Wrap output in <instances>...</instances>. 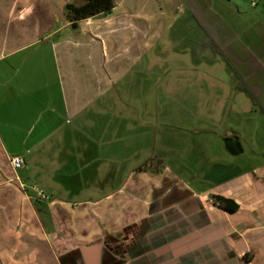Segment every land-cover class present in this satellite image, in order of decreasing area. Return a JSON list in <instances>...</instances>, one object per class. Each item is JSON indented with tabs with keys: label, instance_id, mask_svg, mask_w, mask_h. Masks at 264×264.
<instances>
[{
	"label": "crops",
	"instance_id": "0c3cea01",
	"mask_svg": "<svg viewBox=\"0 0 264 264\" xmlns=\"http://www.w3.org/2000/svg\"><path fill=\"white\" fill-rule=\"evenodd\" d=\"M68 1L0 0V264H264L263 149L210 192L140 170L115 88L152 39L200 29L264 106V0H114L75 26Z\"/></svg>",
	"mask_w": 264,
	"mask_h": 264
},
{
	"label": "rangeland",
	"instance_id": "374dc122",
	"mask_svg": "<svg viewBox=\"0 0 264 264\" xmlns=\"http://www.w3.org/2000/svg\"><path fill=\"white\" fill-rule=\"evenodd\" d=\"M190 34L189 41L176 37L169 42L164 35L152 39L144 63L115 86L116 103L125 116L145 125L144 138L135 141L148 146L132 164L142 166L145 157L160 159L184 181L194 180L195 190L210 192L231 169L226 164L243 169L258 158L256 151L263 149L264 155V116L234 88L240 78L234 62L230 67L214 53L200 29ZM142 67L145 73L137 70Z\"/></svg>",
	"mask_w": 264,
	"mask_h": 264
},
{
	"label": "trees",
	"instance_id": "16d2710c",
	"mask_svg": "<svg viewBox=\"0 0 264 264\" xmlns=\"http://www.w3.org/2000/svg\"><path fill=\"white\" fill-rule=\"evenodd\" d=\"M114 5V0H70L65 4L64 10L67 20L71 22L72 26H75L76 23L82 19L92 17L99 13L109 12L114 7ZM206 43L214 53L220 54L226 61V63L231 67V63L229 62V60L222 55L221 51L210 39H208ZM235 73L238 74L236 71ZM235 89L246 93V95L251 100L252 105L256 107L259 112L264 116V106L261 104L254 92L242 80L241 77L239 78V82L235 85ZM139 169L146 171L148 170L152 172H160L164 169V167L160 159L151 158L146 160L142 166H139ZM216 199L220 202V205L222 207L224 206L229 210H232L234 208L233 202L229 199H224L222 197H216Z\"/></svg>",
	"mask_w": 264,
	"mask_h": 264
},
{
	"label": "built area",
	"instance_id": "2783aa9c",
	"mask_svg": "<svg viewBox=\"0 0 264 264\" xmlns=\"http://www.w3.org/2000/svg\"><path fill=\"white\" fill-rule=\"evenodd\" d=\"M253 4H254V2H252V5ZM23 163H24V160L20 155H13V156H10V158H9V164L13 169H18V168L22 167ZM30 190L33 191L40 198H43V199L47 198L44 191L39 189L35 185L31 186Z\"/></svg>",
	"mask_w": 264,
	"mask_h": 264
}]
</instances>
